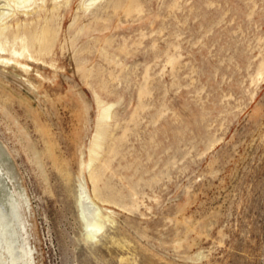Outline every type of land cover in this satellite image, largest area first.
Masks as SVG:
<instances>
[{"label":"rangeland","instance_id":"rangeland-1","mask_svg":"<svg viewBox=\"0 0 264 264\" xmlns=\"http://www.w3.org/2000/svg\"><path fill=\"white\" fill-rule=\"evenodd\" d=\"M13 4L0 264H264V0Z\"/></svg>","mask_w":264,"mask_h":264},{"label":"bare ground","instance_id":"bare-ground-1","mask_svg":"<svg viewBox=\"0 0 264 264\" xmlns=\"http://www.w3.org/2000/svg\"><path fill=\"white\" fill-rule=\"evenodd\" d=\"M31 1H33V0H11V2H10V0H6V2L5 1H0V5H1V7H0V26H2L3 25V22H4V20H5V18L8 16V14H9V12H10V10L9 11H6L7 9L6 8H9V9H11V11H12V3H14L13 5H14V7L15 8H18V6H20V5H23V6H26L27 4H29ZM93 2V1H92ZM95 2V1H94ZM6 21V20H5ZM4 51H3V49L0 47V54L1 53H3ZM17 55V54H16ZM7 60V59H6ZM3 63H9L8 61L7 62H4L3 61ZM80 203H81V205H82V207L84 208V209H86L87 208V204H88V200H87V198L83 195V189L81 188V198H80ZM90 205V204H89ZM94 209V208H93ZM87 216V215H86ZM89 217V216H88ZM87 217V218H88ZM89 221H91V220H89ZM88 227H90V223L88 222ZM87 227V228H88ZM91 237H94L95 236V234H93V233H90L89 234Z\"/></svg>","mask_w":264,"mask_h":264}]
</instances>
